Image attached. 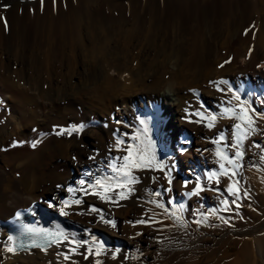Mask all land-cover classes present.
Returning a JSON list of instances; mask_svg holds the SVG:
<instances>
[{
    "label": "bare ground",
    "instance_id": "1",
    "mask_svg": "<svg viewBox=\"0 0 264 264\" xmlns=\"http://www.w3.org/2000/svg\"><path fill=\"white\" fill-rule=\"evenodd\" d=\"M124 2L125 0H73V3L70 2V0H0V43L6 39L5 33L9 23L11 25L12 31L10 33L13 39L20 43V57L16 58L13 56V58L11 55H8L11 57H9V60H7V69L9 71H15L14 69L20 68V72L23 74V79H25L28 83H31V80L35 79V81L31 84H34V87L35 85L38 87L39 85H37L38 82L36 80L38 76L37 74L36 77L34 76L35 73L32 72L31 67L33 64L31 63H34L33 61L40 55L51 56L58 54L60 50H63L69 46V42H74L75 40L80 42L81 40L84 41V39H87L88 32L95 34V36H100L99 31H103L107 36L112 32L120 30L122 32H127V34L131 37H138L140 34L146 31V33L148 32L147 36L149 38L150 45L148 48L141 49L143 58L141 67L138 70H136L137 68L133 70L131 67H128L127 65H121L120 62H118L120 58L117 59L116 57L119 56L121 51L117 49L109 51L106 49L104 59L107 60V63L104 65L95 59L97 62L95 61L96 66L94 69H97L96 67L100 65V70L93 71V69L91 72L86 74V77H90V82L79 83L76 89H70L68 88L69 86L65 87V85H59L58 82H53V85L51 86H53L52 89L54 90V93H50L47 97L48 103L50 106H54L56 109H59L60 107L58 106L57 101L61 102L62 100H65L70 94H78L84 89L89 91L93 90L95 98H108L112 106L117 103L122 106L124 105L122 98L126 95L139 94L140 92L143 93V91H157L161 93L162 90H165L166 87H169L175 91L177 95L179 94V101L177 103L170 102L168 105L163 104L157 113H161V115H170V113L182 114V110L184 109H182L184 98H182L179 93L181 92L182 88L196 86V84L193 83H198L204 79V73L207 69L209 70L208 74H217V72L212 67H210L214 61L213 58L219 59L222 56H226V54L223 55L218 50V46L220 44V35H224L222 30H217L216 33L212 34L211 36L208 34L212 27H216V25L213 24L214 21H209V16L211 13L210 8H212L210 6V2H214V8L220 7L221 9H228L230 11L229 14L231 15V18L233 19V28L231 32H229L227 39L226 53H231V55L235 57L234 59H236L235 64L230 67V69H228L230 73L229 75L237 76L238 73H241V75L235 79V82L237 83L239 90L241 104L246 107L247 113H242L239 107L240 114L244 117V119H241L240 123H243L244 129L247 116H252V118L256 121L255 127L257 130L254 133H250L248 137L244 139V147L246 151L254 149V151L252 150L253 152L258 151L259 154H264V140L262 142L254 141L255 135L264 133V87H262L263 85L261 86L262 82L264 81V0H145L144 4L141 3V0H134L131 3L128 2L129 4L126 5ZM102 3L103 5L109 7L112 13L111 17H106L105 15L106 6H103L104 12H100ZM28 11H31L30 17H32V20L30 17L28 18ZM128 12L130 13V17L126 16ZM29 19L33 22L32 24H30V22L29 25L32 27L34 24L33 28L35 31V38H33L34 48L30 52L33 55V60H30L29 54L26 52V44L29 38L27 20ZM192 20H195L196 22V30H201L203 28V33L201 34V32L198 31L199 35L194 38L193 43L196 44L194 46L199 48L198 59L194 63L192 62L193 57L188 56V52L186 50L190 48L189 46L191 44L190 40H188L189 38L187 37L189 31L186 25ZM156 40L160 41V48L158 47V49L155 48L153 43L156 42ZM73 47H75L74 50L77 49V51L81 49L82 54L90 55L88 48L83 44H77ZM152 51L154 53H152ZM92 54L94 55V52H92ZM223 59L224 57L222 60ZM241 60H245V62H242ZM172 61H174L176 68L174 70L171 68L170 73L168 71L170 66L168 65ZM106 70H114L117 72V75H110L109 73H106ZM123 71H128L130 75L129 78H126V81L124 80L125 83H123L121 79V74ZM169 74H172L171 78L167 76ZM29 75H32L33 78H31ZM151 77H156V80L152 84L148 82ZM128 81L130 82L127 83ZM106 82L110 85L112 90L104 89L105 85H107ZM13 83H11V85H14ZM106 88H108V85ZM25 93L24 91L20 92V94H22L20 95V99L25 98ZM67 109H69V107L66 108V110ZM19 110L20 109L18 108L16 110V114L11 117L12 119L10 118V123L7 122L6 125L0 127V142L10 134H13L14 131H19V136L22 135L23 131L25 130V125L40 119L37 112H32L29 114V117H27L25 116L26 113L25 115L21 114ZM22 110L24 109L22 108ZM131 113L133 114V112ZM67 120L68 118H50L48 121H50V126L53 123L59 126L60 124L65 123ZM11 123L13 126L12 128H9V124ZM81 124H83V122ZM123 125L127 126L125 123ZM109 126L108 128H110ZM142 126H144L145 130H143L144 133H141L140 137H135V139L131 135H124L126 143L128 145L133 144V147L128 146L130 148L129 150L128 148L127 150H124L126 151L125 155L127 156L128 153L130 158L139 162L141 161V163L146 161L148 158L151 159L154 153L152 150L153 152L151 154V158L149 157L150 155L148 156L150 149H153V147L150 146V141L154 137L152 122L146 118L144 125ZM182 126H184V122L182 123L178 121L176 124H171L170 128L174 129L176 132H180L183 129ZM108 131L106 132L102 129H95L93 127V129H89L83 133L80 139H77L78 137H76V139L72 138L71 140H57L52 136L49 140L47 139L48 141L44 146H40V149L37 147V151L24 149L23 151H18L14 155L5 158V160L11 161L15 168L17 167L19 170H21L23 177L17 178L16 180L14 178L11 179L9 178V174L3 168H0V264H97V261H99L100 264H209L211 262H215L216 264H264V235H260L261 237L257 236L259 239H257L256 242H253L252 244H250L248 239L245 238V235L251 232L254 234V232L257 231V229L260 228L264 222V177L261 178L264 172L260 169V165L259 169H257L258 166L255 163L254 165L249 164L250 166H247L248 169L243 168L241 171H239L240 173L242 172L240 184L237 182V187L235 186L236 184H233L235 188L239 189V191L233 195L234 203L227 202V205L225 204L227 211L231 210L235 213L237 212L238 214H241V205L244 204L245 206L243 208L248 209V212L251 213L250 215L256 218V222L253 225H245L243 228L237 231V233H239V237H236L231 241V243L237 246V250L234 253L221 250L220 244H224L226 241L222 239L218 241V245L216 244V247L209 246L203 251L198 248H188L187 245L182 246V244L181 247L177 245L179 250L174 251V249L171 248L170 254L168 252L166 255L164 254L160 257H155L156 255L150 254L149 251H143L137 248L138 246L136 245L139 243L136 244V241L131 239L132 237L130 236V238H128V234H125L126 232L124 233L123 231V233H114L112 230V233L108 231L104 226L105 223L103 220H101V216H103L104 220H107L111 217H114V215L117 213L123 217V212H126L127 215L124 217L125 219H128L129 216H132L134 209L142 208L141 210H143L141 205H144L146 202L145 200L147 199V191H145L147 189H144L146 187L144 185L147 184H145L141 176L137 177L138 182L134 183V190H131L136 192L135 197L138 200H143L144 204L140 205V202L136 203V201H133V197L128 204L125 203L126 207L123 212L117 211L116 213L114 209L116 202L115 205L113 202L118 200L116 197L119 195V192L114 198V201L111 199V197L114 195H112L110 198L107 197L110 196V193H108L109 195L107 196L105 195V191L108 189L116 187V190H118L119 188L116 185L124 184L125 187L127 182L131 185V181L122 179V175L117 174L118 172L114 173V171L111 172L109 170L108 163H110L112 158L110 157L111 154L109 153L110 150L108 149V143L113 142V140L108 134ZM45 134H47L46 131L41 132L39 133L38 137ZM25 135L23 134V136ZM67 137L70 136L67 135ZM42 140H44V138ZM114 142L117 143L116 140ZM116 143L114 145H116ZM256 145H259V147ZM129 153H131V155H129ZM72 155H76L78 158V160H71V163H69L71 165L70 168L75 169V174L70 175L66 170H64L66 172H63V174H59L58 171L60 170H58V168L64 165V162H60L59 159L61 158L62 160L64 157L71 159L70 157ZM157 156L154 158H157ZM123 160L124 159H119L118 162H123ZM251 161H253V159ZM129 162H131V160ZM129 162L124 161V163L121 164L122 167H126ZM141 163L136 165H142ZM118 166H120V164H118ZM242 167L244 166L242 165ZM129 168L131 169L132 167ZM136 169L138 170L139 168L136 167ZM141 169L139 173L142 171ZM144 169L146 168H143V170ZM129 173H131V170ZM81 181H83V184ZM97 181H99V183H97ZM154 186H156V184ZM95 188H98L97 192H94ZM69 189H72V191H69ZM154 189L156 190L155 187ZM127 191L128 190H126V192ZM121 192L122 194H125V191ZM97 193H99V195H97ZM148 194L151 195L150 193ZM127 196L125 198L129 200L131 197L129 198V194ZM156 198L159 200L163 199L155 197L154 200L156 201L158 200ZM77 200L81 202L79 204L75 203ZM65 201H67V204L64 203ZM155 204L152 205L151 203L153 209L157 208ZM160 205H162V203ZM119 206L117 207L119 208ZM159 207L158 209H160ZM61 209H64V211L67 212V215H61ZM93 209L96 211H93ZM24 210H29L28 217L34 218L37 223H41L55 230H62L63 237L66 236L67 239L62 237L59 240V243H51L47 247L43 248H16L14 246L15 238L11 233V229L13 227L12 220L17 218L16 214L18 212ZM82 210H87V212L90 211L88 213V217L90 218L86 217L87 219H84L82 218L84 216L80 217L79 214ZM162 210L163 209L157 211L159 212ZM150 211L151 210H149V213H151ZM152 212L156 213V210ZM158 212L157 214L162 213ZM248 212L245 214V217L249 216ZM145 213L146 212H144L143 215H145ZM157 214L150 216L152 218L154 216L157 217ZM212 214L213 217L218 219L220 222L218 229L223 226L224 222L229 223L231 220L230 217H232L228 214V212L224 211V208L213 210ZM132 217H134V215ZM163 217H160L161 219L159 217L158 218L161 221H164L163 223H165L167 220H163ZM158 218H153V221H150L151 224L155 223L154 219L156 221ZM237 219L240 220L239 218ZM134 220L136 221V219ZM141 220L142 218L139 221ZM207 220L208 218L206 221ZM142 221L144 222V219ZM176 222L178 223V220ZM177 223H174V225L177 226ZM230 223H232V221ZM129 225H131V228L129 227L130 230H135L132 228L131 223ZM138 225H141V223ZM166 225H168V223H166ZM170 225L171 223L169 224V227ZM150 227L153 228L154 225ZM126 228L123 227L122 229L125 230ZM152 228L150 230H152ZM154 228L156 229V227ZM165 228L168 227L166 226ZM144 229L145 228H143V230ZM147 229L149 228H146V231ZM168 229H166V231ZM171 229H169V231H171ZM136 230L138 232V229ZM160 230L162 232L161 228ZM160 230L156 233L159 234ZM140 231L141 230H139V232ZM104 232L111 234V238L107 240H101L100 236ZM140 233L142 234V231ZM166 233H163L164 237L167 235ZM134 235L136 237V234ZM138 235L140 236V234ZM148 235L150 236V234ZM160 236L161 235L157 236L159 237L158 239H160ZM9 237H12V240H9ZM92 237H95V241L92 239ZM142 237H140V239ZM157 237L154 240H157ZM167 239L164 241L165 243L169 242ZM154 240L152 241L154 242ZM83 241H87V244L78 243ZM159 244L161 243L158 242V246ZM166 245L165 248H168ZM253 246L256 248L255 251H258V258H255V256L252 258ZM9 248H12L13 250L9 251ZM89 249H91V252H89ZM201 254L204 255V260L202 262L200 261ZM259 258L261 261H259Z\"/></svg>",
    "mask_w": 264,
    "mask_h": 264
},
{
    "label": "rangeland",
    "instance_id": "2",
    "mask_svg": "<svg viewBox=\"0 0 264 264\" xmlns=\"http://www.w3.org/2000/svg\"><path fill=\"white\" fill-rule=\"evenodd\" d=\"M132 1H134V0H125L124 3L126 5V4L131 3ZM70 2L73 3V0H70ZM141 3L144 4L145 0H141ZM213 4H214V2H210V6L212 8H210L211 13L209 16V21L210 22L214 21L213 24H215L216 27H212L211 31H209L208 34L211 36L212 34H215L217 30H222V33H224V35H220V44L218 46L219 49L218 48L217 49L219 50V52L221 54H223V55L226 54V56L228 58L226 56H222L219 59L213 58L214 61L212 62L210 67H212L217 72V74H215V75L208 74L209 70L207 69V70H205V73H204V79L205 80L202 79L198 83H193V84H196V86L182 88L181 92H179L180 96H182V98H184L183 99L184 103L182 102L183 103L182 109L184 108L182 110V114H179V113H172L171 114L170 113V115H165V114L161 115V113H157L163 104L168 105V104H170V102L177 103L179 101V94L177 95L176 92L173 91L172 89H170L169 87H166L165 90H162L161 93L157 92V91H143V93L140 92L139 94L137 93V94L126 95L122 98L124 101V105H122V106H120L119 103H117L118 105L115 104L112 106V104L108 98H105V99L95 98L93 90L89 91V90H84V89L81 90L80 93H78V94L77 93L70 94L68 97H66L65 100H62L61 102L57 101L58 106L60 107L59 109H56L54 106H50L48 103L47 97L49 96L50 93H52L54 91L52 89L53 86H51V85H53V82H58L59 85H65V87L69 86L68 88H70V89H74V88L76 89L79 83L90 82V77H86V74L91 72V70H93L95 68V66H96L95 64L97 62L95 59L100 61L101 64L105 65L107 63V60L104 59L106 49L109 51H112L114 49L121 51L119 56L116 57L117 59L120 58L118 62H120L121 65H127L128 67H131L133 70H135V68H137L136 70H138L141 67L142 58H143V53H142L141 49L148 48L150 45L149 38L147 36L148 32L146 33V31H145L144 33L140 34L138 37L137 36L131 37L130 35L127 34V32H124V31L122 32L120 30L112 32V33H110V35H107V36L103 31H99V30L98 31H99L100 36H95V34L88 32V38L87 39H84V41L81 40L80 42L78 40H77L78 42L76 40L74 42H69L68 43L69 46L67 45L68 46L67 48L60 50L58 54L51 55V56L40 55L38 58H36L33 61L34 63H31V64H33V66L31 65V67H32V72L35 73L34 76L36 77V74L38 76L36 80L38 82L37 85H39V86L36 87V85H35V87H34L33 86L34 84L32 85L31 83H33L35 81V79L31 80V83L26 82V80L23 79V74H21L22 72H20V68L14 69L15 71H13V70L9 71L7 69L8 68V61L7 60H9V57H11V56L12 57L14 56L16 58L20 57V43L13 39V37L10 33L12 30H11V25L9 23V26H7L6 33H5L6 39L2 43H0V127L6 125L7 122L10 123V120L12 119L11 117L14 116V114H16V110L18 108L20 109L19 112L21 114H24V115L26 113L25 116H27V117H29V114H31L32 112H37L39 114L40 119H38L39 121L36 120L30 124L25 125V130H24L25 133L23 131V134L24 135L26 134L25 136H23V134L19 136V131H14L13 134H10L11 136L10 135L7 136L5 139H3V141L0 142V168L1 169L3 168L9 174V178H11V179L14 178L16 180L17 178H22L23 174H22L21 170H19L17 167L15 168L14 164L9 160H5V158H7L11 155H14L18 151H23L24 149H28L30 151H34V150L37 151V149L38 148L40 149L42 146H44L46 144V142L52 136L54 139H57V140H63V139L64 140L65 139L71 140L72 138L76 139V137H78L77 139H80L82 137L83 133H85L89 129H93V127L95 129H102L106 132L109 130L108 134L111 136L113 142L116 140L118 143V141L121 140L119 143L120 145L117 144L116 142H114V143L109 142L108 143V149L110 150L109 153L111 154L110 157L115 160V162H114V160L111 159L110 163H108L109 170L111 172L114 171V170H112L113 169L112 163L116 164V167L121 169V171L119 173H117L115 171H114V173L120 174L122 176L124 175V173H129V171L131 170V173H129V175L135 176L136 178L141 176L142 180L145 182V184H147V185H144L146 187L145 188L143 187V188L147 189L145 191H147L151 195H149L146 192V195H147V197H146L147 199L145 200L146 205L144 204L143 200H138L135 197L136 192L133 191L134 190V183H133V187H132V182H131V185H130V183L127 182V181H131L130 179H127V181H125V182H127L126 183L127 186L125 185V187H124V184H122V185L120 184V185H116L119 188V189L117 188L118 190H116V187H114L115 189L112 188V189L106 190L105 191L106 196L109 195L108 193H110V196H107L108 198H110L112 195H114L111 197L112 201H114V198L118 195V192H119V195L116 197V199L119 200L121 197L123 198V199L121 198L119 201L115 200L113 202L114 205L116 202V205H115L116 207L114 206L116 213H117V211L123 212V210L126 207L125 205L128 204L129 201H131L133 197H134L133 201H136V203L140 202L139 203L140 205L141 204L145 205V206L141 205L143 207V210H141L142 208L133 210L132 216L134 215V217L129 216L128 219H125L124 216H126L127 213L123 212V215H124L123 217L120 214L118 215V213H117L116 215H114V217L107 219V220L115 221V223H116L115 228H113L110 224H104V226L107 228L108 231H110L112 233H113V231H114V233L115 232L116 233H123V231H124V233L126 232L125 234H128L127 235L128 238L132 237L131 239H134L136 241V244L139 243L138 245H136V246H138L137 248H139L143 251L147 250L150 252V254L156 255L155 257H160L164 254L166 255V254H168V252L170 254L171 248L174 249V251L179 250L178 246L181 247L182 244H183L182 246L187 245L188 248L193 247L194 249L198 248V249L203 251V250L207 249V247H209V246L210 247H216L218 245V241H220L222 239L226 240V241L224 244L223 243L220 244L221 250L234 253L237 250V246L235 244L231 243V241H232V239L239 237V235H238L239 233H237V231L240 230L241 228H243L245 225H253L256 222V218H254L250 215L251 213L248 212V209L243 208L245 206L244 204L241 205L242 206L241 214H238L237 212L235 213L234 211H231V210L227 211V209H226L227 204L226 203L227 202L234 203L233 202L234 201L233 200V193L229 192L228 189L230 186H234L235 184H236L235 186L237 187V182H239V184H240L242 172L240 173L239 171H241V169H243V168L248 169V167L250 165H252V164L254 165V163H255L258 166L257 169H259V167L261 166L260 169L264 172V166H263L264 165V159H262V157H264V154H262V153L259 154L258 151L253 152L254 149H250V150L246 151V149L244 147L245 140H243L242 144L240 145V150H242V152H243V157L241 158L242 160L238 159L235 161V164H238L239 167H235L232 164H228L227 160L222 159L221 156H217V151L221 150L222 155H227L229 158L234 157L236 149L233 148L232 145L236 142V134H237V129L234 127V125H236V124L241 125L242 124L241 125V131H243V123H240L241 119L237 118L238 116H241L240 110H239V105L241 104V99L238 101L237 99L234 98L236 95H239V90L237 87V83L235 82L236 81L235 79H237V77L239 75H241V73H238L237 76L229 75L230 73H229L228 69H230V67H232L235 64L236 59H234L235 57L232 56L231 53H229V54L226 53V51H227V39L229 36V32H231V30L233 28V24H232L233 19L231 18V15L229 14L230 11L228 9H221L220 7L214 8ZM103 6H106V5H103V3L101 4L100 12L101 11L104 12ZM129 12H130V7H129ZM129 12L126 14L127 17H130ZM105 13H106L105 14L106 17L112 16V13H111L108 6H106ZM27 14H28V18H29L31 16L30 15L31 11H28ZM30 18L32 20V17H30ZM31 20L30 19L27 20L28 21V37L29 38H28V41L26 44V52L29 54L30 60L31 59L33 60V55L30 52L34 48V46H33V44H34L33 40L34 39L33 38H35V33H34L35 31L33 28L34 24L32 25V27H30V25H29L30 22H31L30 24L33 23ZM186 26H187V29L189 31L188 32L189 36L187 35V37L189 38L188 40H190V42H191V44L189 46L190 48H188L189 50L188 49H186V50L188 52V56L193 57L192 62L194 63L195 61H197L198 55H199V48L197 46H194L196 44L193 43L194 38L199 35L198 31H200L201 34L203 33V30H202L203 28L201 30H196L195 20H192ZM30 29H31V31H30ZM139 41H140V43H139ZM153 43H154V46L156 49H158V47L160 48V46H159L160 41L159 40H156V42H153ZM71 44L73 46H75L77 44L78 45L79 44L85 45L88 48L90 55L82 54L81 49L79 51H77V49L74 50L75 47H73ZM92 52H94L95 56L92 54ZM190 52L192 53V55ZM152 53H154V52L152 51ZM30 54H31V56H30ZM8 55H11V56H8ZM223 57H224V59L222 60ZM153 59H154V57H153ZM226 61H227V63H225ZM241 61L245 62V60H241ZM221 65H223V66L221 67ZM168 66H170V68L168 67L169 72H170L171 68H172V70H174L176 68L174 61L169 63ZM96 68L97 69H94L93 71H99L100 65ZM37 70H38V72H37ZM226 70H228V71H226ZM123 72L121 74V79H122V82L125 83L126 78H129L130 75H129L128 71H123ZM106 73H109L110 75H117V72H115L114 70H109V71L106 70ZM30 74H31V72H30ZM32 75H29V76L31 78H33ZM167 76L171 78L172 74H169ZM21 79H22V81H21ZM155 80H156V77H151V79H149L148 82L152 84V83H154ZM221 81H227L228 83L227 84L220 83ZM129 82L130 81H128L127 83H129ZM11 83H13L14 85H11ZM107 85H108V88H106ZM107 85H105L104 89L105 90H112L108 83H107ZM261 86L264 87V81L262 82ZM20 87H21V89L22 88L23 89L21 90ZM21 91L22 92L24 91V93L26 92L25 98H23V99H20V95L23 94V93L20 94ZM141 94H143V95H141ZM151 94H152V96H151ZM129 97H130V100H129ZM137 97H139V98H137ZM96 99H98V100H96ZM217 105H219V106H217ZM116 106H117V108H116ZM21 107L24 110H22ZM68 107H69V109L66 110V108H68ZM27 108L29 111L27 110ZM224 108L234 109L236 115H231V113L225 114L223 112ZM62 109H64V110H62ZM134 109L136 112L134 111ZM129 111L133 112V114ZM237 111H239V112H237ZM78 112H79V114H78ZM129 115L131 117L132 116L133 117L131 118ZM176 116H178L179 118ZM219 116H220V118H219ZM211 117H215V120L212 121ZM50 118H68V120L65 123L60 124L59 126L57 124H54V123L50 126V121H48ZM142 118H144V119H142ZM146 118L152 122L153 129H154V131H153L154 137L150 141V146H152L153 149H150V151H149L150 154L148 153V156L150 155L149 157L151 158V154L153 151L155 154L153 153L154 156L152 155L151 159H153L155 156L159 155V156H157V158L153 159V163L154 164L155 163L160 164V162L162 161L161 165H163V169H164L163 171H161L159 168H146V169H144L145 170L144 171L143 168H145V167L136 165V164L141 163V161L139 162V161L133 160L132 158H130L128 156V153H127L128 160L124 159V157L126 156L125 155L126 151H124V150H127V148L129 150L130 149L129 147H133L132 146L133 144L128 145L126 143V139L124 137L127 135H131L134 138L140 137L141 133H144L143 130H145L144 126H142V125H144ZM178 121L182 122V123L184 122V126H182L183 129L180 132H176L174 129L170 128L171 124H173V123L176 124ZM82 122L84 125L83 130L74 131L75 134H74V132H72L71 135H68L67 131H65L63 134L57 135V132H59L61 129H64V130L68 129L70 131L72 129L73 125L79 126ZM139 122H140V124H139ZM73 123H75V124H73ZM124 123L127 124V126L123 125ZM209 123H212L213 126L209 127L208 126ZM48 124H49V126H48ZM44 125H45V127H44ZM101 125H102V127H101ZM12 126H13L12 123L9 124V128H12ZM66 126H68V127H66ZM108 126L110 128H108ZM128 126L129 127L131 126V127L129 128ZM124 127H126V128H124ZM43 128H44V130H43ZM44 131H46L47 134L38 137L39 133L44 132ZM114 131H115V133H114ZM17 132H18V134H17ZM135 132L138 134H136ZM221 134H223L224 139H220ZM67 135L70 137H67ZM158 135H159V137H158ZM56 137H58V138H56ZM116 137L118 140L116 139ZM119 137H120V139H119ZM43 138H44V140H42ZM263 138H264V133L257 134L254 137V141L255 142H262L264 140ZM153 139H155V140H153ZM214 141H219V143H214ZM115 143H116V145H114ZM33 144H35L36 146L33 147L32 146ZM155 145H157V146H155ZM112 147H114V148H112ZM123 147H124V149H123ZM156 148H158V149H156ZM70 158L71 159H69L68 157H64L62 160H61V158L59 159L60 162H62V163L64 162V165L61 166L62 168L61 167L58 168V170H60V171L57 170L59 174H63V172H66V171L70 175L75 174V169H71L70 168L71 165L69 163H71V160H75V161L78 160V158L76 157V155H72ZM119 159L120 160L124 159V160H123V162H120V161L118 162ZM151 159L148 158L147 160H151ZM157 159L160 162H158ZM252 159L254 162L251 161ZM130 160H131V162H129ZM214 160H216V161H214ZM124 161L129 162V164H127L126 167H122V165H121L122 163H124ZM118 164H120V166H118ZM221 164H224V168L227 169V171H228L227 175L223 174V170L220 167ZM130 165H133V166H130ZM134 165H135V167H134ZM242 165L244 167H242ZM110 166H111V168H110ZM68 167H69V169H68ZM129 167H132L133 170H132V168L130 169ZM136 167H138L139 169L137 170ZM122 169H124V170H122ZM127 169H130V170H127ZM140 169L142 171L139 173ZM64 170H66V171H64ZM126 170H127V172H126ZM70 171H71V173H70ZM169 171H170L171 180H172L171 183H169V177H168V175H166V173H168ZM213 172L216 173L217 176L214 177L213 179L209 180L208 174L213 173ZM233 172H235V175H233ZM230 174H231V176H230ZM150 175H151L152 180L150 179ZM262 177H264V174H262L261 178ZM216 179H219V183H216ZM153 180H154V182H153ZM151 181H152V183H151ZM185 181L188 182L187 185H185ZM148 182L151 184V186ZM197 183H199L201 185L202 191H200L199 195H188L189 192H192L194 190V187ZM155 184H156V186H154ZM153 186L156 188V190L154 189ZM126 187H129V188H126ZM121 188H122V190H121ZM123 188H124V190H123ZM131 189H133V190H131ZM148 189H149V191H148ZM126 190H128V191L126 192ZM97 191H98V188H95L94 192H97ZM121 191H125V194H122ZM153 191H154V194H153ZM156 191L159 194H157ZM126 193L129 194V198L131 197L129 200L127 198H125L128 195ZM130 195H132V196H130ZM160 195H161V197H160ZM149 196L153 197V198H150ZM155 197H159L160 199L163 198L162 199L163 201L159 200L158 198H156V199H158L156 201V200H154ZM152 201L153 202L156 201L155 202L156 204L153 203ZM118 202H119V205L121 203L120 206L118 205ZM122 203H124V204H122ZM151 203H152V205L155 204L157 206V208L153 209V206L151 205ZM161 203L164 206V208L159 207V205ZM186 205H187V207H186ZM82 206H85V205H82ZM117 206H119V208ZM156 206H154V207H156ZM158 207L160 209H163V210L158 212L157 210H160V209H158ZM218 208L219 209L224 208V211L228 212V214L230 216H232V217H230V219H231L230 222L232 221V223H230V222L225 223L224 222L223 226H221L219 229H218V225L220 224V222L218 221V219L214 218L213 214H212V211L218 210ZM147 210H148V212H147ZM149 210H151L150 212L152 214L149 213ZM154 210H156V213L152 212ZM82 211H80V214H79L80 217L84 216V217H82L84 219L90 218V217H88L89 216L88 213L90 211L89 212H87V210H82ZM144 212H146L145 215H143ZM157 212L158 213L162 212V213L157 214ZM247 212L249 213V216L245 217V214ZM140 214H142V215H140ZM156 214H157V217L154 216L153 218L157 219L158 217L162 218L164 216L163 220L166 219L168 222L165 221V223H163L164 221H161L160 220L161 218L160 219L158 218L159 221L158 220L155 221V219H154L155 223L152 222L153 224H151L150 221L151 220L153 221V218L151 216L156 215ZM233 216H235V217H233ZM211 217H213V218H211ZM131 218H133V219H131ZM139 218L140 219L142 218V220L144 219V222L142 220H141L142 222L139 221L140 220ZM172 218H173V220H172ZM207 218H208V220L206 221ZM237 218H239V219L241 218V219L238 220ZM134 219H136L137 222ZM170 219H171V221H170ZM122 220H124V221H122ZM131 220H133V221H131ZM177 220H178V223L176 222ZM126 221H128V222H126ZM157 221H158V223H157ZM145 222H146V224H145ZM159 222H160V224H159ZM130 223L132 224V228H134L135 230L132 231L129 229V227L131 228V225H129ZM137 223L138 224L141 223V225H138ZM166 223H168V225H166ZM170 223H171V225L169 227ZM174 223H177V226L174 225ZM155 224H156V226H155ZM152 225H154V227H156V229L154 227L153 228L150 227ZM165 225L169 229H171V228H173V229H171V231H169L168 228H165L166 227ZM263 225H264V222H263L262 226ZM262 226L260 228H258L257 231L254 232V234H253V232H251V233L245 235V238L248 239L250 244H252L253 242H256V240L259 239V237L264 235V226L263 227ZM123 227L124 228L127 227L126 228L127 230L126 229L123 230L122 229ZM143 228H145V229L143 230ZM146 228H149V229H147V231H146ZM151 228H152V230H150ZM157 228H158V230H157ZM160 228L162 229V232H161ZM136 229H138V232ZM166 229H168V230L166 231ZM139 230L142 231V234L140 233L141 231L139 232ZM159 230H160V232H159V234H157L156 232H158ZM130 231H131V233H130ZM132 232H133V234H132ZM136 232L138 234H140V236ZM153 232H155V233H153ZM160 233H162V234H160ZM163 233L164 234L166 233L167 235H165V237H164ZM169 233H170V235H169ZM131 234L132 235L136 234V237H135V235L132 236ZM148 234H150V236ZM155 235H156V237L158 235H161L164 238H166V236H167L168 239L167 238L166 239L169 242L166 241L167 243H165L164 241L166 239H164L161 236H160V239H158L159 237H157V240H154V239H156ZM168 235H169V237H168ZM257 236H259V237H257ZM100 237H101L100 238L101 240H107V239L111 238V234L104 232V233H102V235ZM140 237H142V238L140 239ZM161 238H162V240H161ZM152 240H154V242ZM180 240H181V242H180ZM158 242H160L162 245L159 244V246H158ZM140 243L143 245H141ZM177 243H179V244H177ZM166 244H169V245H166ZM165 245L168 248H165ZM161 246H164V247H161ZM154 247H155V249H154ZM144 248H146V249H144ZM161 249H164V250H161ZM255 249L256 248H254V246H253L252 247V253H253L252 258H254V256H255V258H258L257 257L258 251L257 250L255 251ZM203 258H204V255L201 254L200 255V261L201 262L204 260ZM259 261H261L260 258H259ZM174 264H176V263H174ZM209 264H216V263L211 262Z\"/></svg>",
    "mask_w": 264,
    "mask_h": 264
},
{
    "label": "snow or ice",
    "instance_id": "3",
    "mask_svg": "<svg viewBox=\"0 0 264 264\" xmlns=\"http://www.w3.org/2000/svg\"><path fill=\"white\" fill-rule=\"evenodd\" d=\"M225 63H227V61ZM222 66L223 65H221V67ZM220 83L227 84L228 82L227 81H221ZM234 98L237 99L238 101L240 100L239 95H236ZM239 107H240L242 113H245V114L247 113V109H246V107L243 104H240ZM223 112L225 114L231 113V115H236L235 110L234 109H230V108H224ZM237 118L238 119H244L243 116H238ZM211 120L214 121L215 117H211ZM255 125H256V121L252 118V116H247L246 125H245V128L243 129V131H241V125L240 124L234 125V127L237 129L236 142L232 145V147L236 149L234 157L233 158H229V157H227V155H222L221 150L217 151V156H221L222 159L227 160L228 164H232L235 167H239L238 164H235V161L238 160V159H241L243 157V152L240 150V145L242 144L243 140L248 137V135L250 133L256 132L257 129H256ZM208 126L212 127L213 125H212V123H209ZM83 128H84L83 124H81L79 126L73 125L72 129L70 131L61 129L59 132H57V135L63 134L65 131H67L68 135H71L73 131H81V130H83ZM220 139H224L223 134H221ZM119 143L120 142L118 141V144ZM214 143H219V141H214ZM32 146L35 147L36 145L33 144ZM256 146L259 147V145H256ZM129 155H131V153H129ZM124 159L128 160V156H125ZM262 159H264V157H262ZM137 166H142V167H145V168H159L161 171L164 170L163 169V165H161L159 163H155L154 164L153 160L144 161L142 163V165H137ZM112 167H113V170L118 172V173L121 171V169L117 168L115 164H113ZM220 167L223 170V174L227 175L228 171H227V169L224 168V164H221ZM166 175H168L169 183H171L172 180H171L170 171L168 173H166ZM233 175H235V172H233ZM216 176H217V174L214 173V172L213 173H209L208 174V179L211 180V179H213ZM121 178L122 179H131L132 183H137L138 182V178H136L134 176H130L129 173H124V175ZM81 183L83 184V181H81ZM97 183H99V181H97ZM187 183L188 182L185 181V185H187ZM216 183H219V179H216ZM69 191H72V189H69ZM200 191H202L201 185L199 183H197L195 185V187H194V190L192 192H189L188 195H199ZM228 191L232 192L233 195H235L239 191V189L235 188L234 186H230ZM97 195H99V193H97ZM101 198H103V197H101ZM80 202L81 201H79V200L75 201V203H77V204H79ZM64 203L67 204V201H65ZM159 206L163 207V205H159ZM93 211H96V210L93 209ZM60 212H61V215H67V212H65L64 209H61ZM16 215H17V218H19L20 213L18 212ZM101 220H103V222L105 224H110L113 228L116 227L115 221L104 220L103 216H101ZM26 231L29 232V233H32V232H34L36 230L27 229ZM38 231L40 233L39 240H40L41 243H35V246L40 247V246H42V244H47L49 242H52V243H59L60 242L59 238H58V234H56V233H48L46 230H38ZM59 235H62V233H60ZM63 238L67 239L66 236H64ZM8 239L12 240V237H9ZM29 239H31V240H33L35 242L36 238L30 236ZM92 239L95 241V237H92ZM78 243L87 244V241L78 242ZM8 250L12 251L13 249L9 248ZM89 252H91V249H89ZM85 258H87V257H85ZM97 264H100V262L97 261Z\"/></svg>",
    "mask_w": 264,
    "mask_h": 264
}]
</instances>
